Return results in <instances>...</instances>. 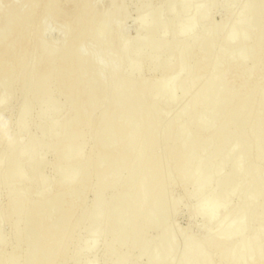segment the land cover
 <instances>
[{
  "label": "bare ground",
  "instance_id": "1",
  "mask_svg": "<svg viewBox=\"0 0 264 264\" xmlns=\"http://www.w3.org/2000/svg\"><path fill=\"white\" fill-rule=\"evenodd\" d=\"M5 1L0 110L14 97L21 106L14 134L7 136L6 125L0 130V185L28 180L41 187L49 164L55 175L49 193L7 190L0 227L8 224L14 247L0 254V264H84L97 239L108 264H172L177 249L168 233L179 232L172 222L179 203L168 206L174 184L193 185L187 198H197L195 215L207 222L248 191L234 216L222 214L215 233L193 246L192 236L183 238L179 263L264 264V0H225L237 11L212 24L205 21L215 0H162L153 8L152 0H137L143 34L128 40L127 0H108L105 8L99 0H22L7 11ZM51 22L62 32L55 46L44 43ZM198 23L201 35L192 37ZM144 70L157 77L124 83L126 74ZM163 97L168 105L182 102L167 122L158 105ZM37 105L38 116L64 105L70 114L38 121L32 134ZM251 218L248 235L234 239Z\"/></svg>",
  "mask_w": 264,
  "mask_h": 264
},
{
  "label": "rangeland",
  "instance_id": "2",
  "mask_svg": "<svg viewBox=\"0 0 264 264\" xmlns=\"http://www.w3.org/2000/svg\"><path fill=\"white\" fill-rule=\"evenodd\" d=\"M161 1L162 0H152L149 8L160 6ZM199 1L200 2H208V0L207 1L206 0H199ZM199 1H197V2L199 3ZM212 1L213 0H211L210 2H212ZM215 1L217 2L216 3L217 6H213V8H211L209 18H208V20L205 21L206 24H212L213 22L214 23H220L225 19V17H227V15H229L230 13L233 14V12L237 11V6H235V4L234 5L229 4L225 0H215ZM240 1L242 2L244 0H240ZM14 2L20 3V2H22V0H7L2 4V6L7 11L8 9H10L12 7V5H13L12 3H14ZM72 3L73 2H70V5H72ZM97 3L101 8H105L108 4V0H99ZM136 4H137V0H127L129 16H127L125 22L123 23L124 24L123 38H125L127 40L134 38L135 36H137V34L138 35L143 34L142 30L141 31L138 30V32H137V29H138L137 28V22L139 20V10H138ZM26 9H28L27 6L23 7L22 11L23 10L25 11ZM190 10L191 11H189L185 14L186 17L191 15L190 13H192V8ZM166 15H165L166 18L171 17L170 14L166 13ZM1 21H2V19L0 20V22ZM147 22H151V18H148ZM230 24H231V21L228 22L227 28L230 26ZM201 26L203 27L202 23H198L196 25V29L192 32V35H193V36L191 35L192 37H195V36L198 37L201 35V32H202ZM50 27H51L50 30H48L47 32L44 33V40H45L44 43L47 42L46 45L55 46V45H57V43L59 44V42L61 41L62 32L58 29L57 24H55L53 22H51ZM258 28H255L254 31L257 32ZM135 30H136V32H135ZM167 35H168V37L170 36V31L168 32ZM177 40L182 41L183 38L177 37ZM108 52L111 53L112 52L111 49H109ZM248 62L250 63L251 61L249 60ZM147 63H148V60L146 59V61L144 63L145 67H147ZM144 71L141 73H138V74H133V75H127L126 74V77L123 79L124 83L137 81L143 77H149V78L157 77V73L155 71H153V72H149L147 70H144ZM122 81L115 82L114 86L120 84ZM167 89H169V87ZM170 92L169 91L165 92V95L167 93H170ZM163 98L161 100H159L158 105L160 108L165 109L166 112H168V113H166V117L164 119V122H167L168 120L171 119L173 114L181 107L182 102L179 100H176L172 105H168L167 102H165L166 101L165 98L164 99ZM6 105L7 106L1 107L2 110H0V115H1L0 116V130L2 129V127L4 125H6V134H7V136H11L12 134H14V122L16 119L17 112L21 106V100L18 97H14V98L10 99V101ZM2 111L4 112L3 114H1ZM38 113H39V106L37 105L31 109L30 118H31L32 123L30 124V126L31 125L32 126H31V128L29 126V130H28L30 133L36 134V135L39 133L37 126H36V123L38 121L46 122V121L60 120L62 118L67 117L70 114L67 105H64V108H62L58 114H56L54 112V109L52 106H50L47 109V115L46 116H38ZM18 137H19V140L21 142H23L26 139L27 134L25 131L19 132ZM48 138H49L48 136L42 137V139L46 142H48V140L49 141L52 140L51 138H49V139ZM90 145H91V142L88 141L87 147L89 148ZM1 146H2V144H0V149H1ZM44 158L47 161H49V163H51L53 160L52 152H47L45 154ZM144 158H145V154H141L139 156L138 160L142 161V160H144ZM261 161L262 160L258 161V165L262 168V167H264V162H263L264 160L262 162ZM229 169H230V165L229 166L227 165L224 168L222 174L228 172ZM54 172H55V170L53 171V166L52 165L50 166V164H49L46 167V174L50 177V179L46 180L43 184H41V187H40V185L36 186L35 184H33L31 181H28V180L26 182L21 183V184H17V183L13 184L10 187L0 185V207H4L7 204L8 200H9V196H8L9 192L8 191L11 190V188L25 189L28 187H32L36 191L41 190L44 193L51 192V190H52L51 188H53L51 177L55 175ZM145 174H146L145 172L139 173V179L143 180L145 177ZM120 184H121V181L117 182V186H119ZM212 187H213V185L210 186L209 190H211ZM116 190H117V188L113 189L111 191V194H114L116 192ZM192 190H193V185H191V184H187L186 186H182L180 184H174L172 187H170V200L168 203L169 209L171 210L176 203H179V207L174 212L173 217H172V222L174 224V227L179 232L171 231L168 233V236L175 241L176 249H177L176 252H174L170 255V262L172 264H181V263H179V253H180L179 249H181V246L183 243V238L185 236H192L194 238L195 242L191 244L193 246L197 241L204 239L207 234H209V233L211 234V232L215 233L218 225L222 223V220H223L222 214L226 211L227 213L229 212L228 213L229 216H231V217L234 216L237 201L241 197H245L248 195V191H243L239 196H234L231 199L226 210H221L219 212L218 216L213 221L207 222L204 219L200 218L199 216L195 215V205L197 202V198H195V199L193 198L191 200H189L187 198V194H189ZM251 219H252V221H250V222L248 221V225L243 229L244 231L242 232V234L238 233L237 235L234 236V239L238 240L241 236L244 237V236L248 235V233H249V230H248L249 227L248 226H251V223L253 224V218H251ZM228 226L229 225L227 224V222L223 223V226L221 227L222 228L221 232L227 230ZM1 228H2V230H1ZM0 230L5 235V241L0 244V254H1V253H6V252H9L10 250H12L14 247V241H13V236L10 232L8 224H6V223L2 224L0 227ZM209 230H210V232H209ZM81 238L83 239V241L85 243L90 242V237L86 233L82 232ZM103 247H104V241L102 239H97L96 242L94 243V248H93L94 250L90 251L88 253H85L82 256L83 263L84 264L88 263L92 259V257L95 256L96 257V264H108V262L105 258V255L103 253ZM124 250L125 249L122 248V251H124ZM143 263H144V260L140 259L139 261L135 262L134 264H143ZM18 264H21V263H18Z\"/></svg>",
  "mask_w": 264,
  "mask_h": 264
}]
</instances>
